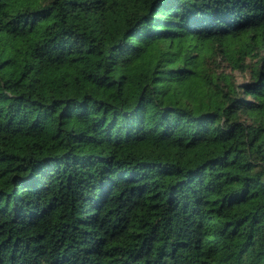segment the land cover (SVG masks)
<instances>
[{
    "label": "trees",
    "instance_id": "1",
    "mask_svg": "<svg viewBox=\"0 0 264 264\" xmlns=\"http://www.w3.org/2000/svg\"><path fill=\"white\" fill-rule=\"evenodd\" d=\"M0 264H264V0H0Z\"/></svg>",
    "mask_w": 264,
    "mask_h": 264
}]
</instances>
